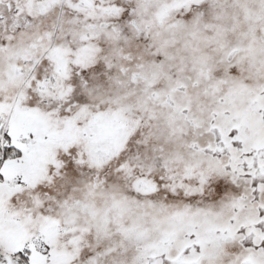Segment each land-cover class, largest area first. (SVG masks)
I'll list each match as a JSON object with an SVG mask.
<instances>
[{
    "label": "snow or ice",
    "instance_id": "1",
    "mask_svg": "<svg viewBox=\"0 0 264 264\" xmlns=\"http://www.w3.org/2000/svg\"><path fill=\"white\" fill-rule=\"evenodd\" d=\"M0 264H264V0H0Z\"/></svg>",
    "mask_w": 264,
    "mask_h": 264
}]
</instances>
